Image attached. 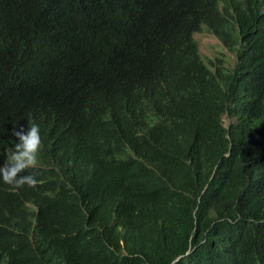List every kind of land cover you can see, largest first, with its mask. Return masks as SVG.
I'll return each instance as SVG.
<instances>
[{
	"label": "trees",
	"instance_id": "obj_1",
	"mask_svg": "<svg viewBox=\"0 0 264 264\" xmlns=\"http://www.w3.org/2000/svg\"><path fill=\"white\" fill-rule=\"evenodd\" d=\"M262 7L0 0V167L14 129L42 141L35 187L0 182L10 264H43L47 236L46 264H264ZM202 24L232 68L197 52Z\"/></svg>",
	"mask_w": 264,
	"mask_h": 264
},
{
	"label": "clouds",
	"instance_id": "obj_2",
	"mask_svg": "<svg viewBox=\"0 0 264 264\" xmlns=\"http://www.w3.org/2000/svg\"><path fill=\"white\" fill-rule=\"evenodd\" d=\"M260 10L261 12H264V7H262ZM202 30H206L207 32L214 35L220 41L219 44L225 46L228 49V46L225 44V42H223L219 38L218 32L215 29H213V27L210 25L208 27L207 25L202 24L198 30L193 31L192 37L195 33ZM194 42L196 45L197 52L200 54L195 39ZM200 56L203 58L202 54H200ZM203 60L209 67L211 64L213 65V63L223 65V60L221 59L222 62H219L220 58L218 57H208L206 59L203 58ZM12 135H14L17 138V141L14 143V146L11 145L7 146L8 148L6 150L7 163L4 164L3 167H0V182L4 184L12 185L17 189L23 187L24 185H27L29 187H35L36 184L38 183L35 173H28V174H21V173H24L26 169L37 166L38 154L42 144L40 126L39 124L32 122L30 127H27L26 130L23 127H21L18 130L14 129ZM61 164L58 167L59 172H60ZM82 197L85 200V202L89 204L90 202L89 199H87L84 196ZM79 207L83 213L87 211L82 204V199H80ZM51 215H53V213H50L48 215L45 214L46 221H49V217ZM40 230H41V222L38 219L36 223L33 225V227L30 229V232L32 234V241L33 240L37 241ZM52 248H53V238L48 236L45 242H43V244L41 245L39 249L40 251L37 250V248H35L38 251L37 257L41 260L43 264H46L50 259L52 255ZM0 264H10L9 254L6 251H3L1 247H0Z\"/></svg>",
	"mask_w": 264,
	"mask_h": 264
},
{
	"label": "rangeland",
	"instance_id": "obj_3",
	"mask_svg": "<svg viewBox=\"0 0 264 264\" xmlns=\"http://www.w3.org/2000/svg\"><path fill=\"white\" fill-rule=\"evenodd\" d=\"M193 37L196 40L199 52L204 59L208 57H218L223 60V65L225 67H233L236 60L235 52L220 45V41L214 35L206 30H202L195 33ZM210 68L213 69V66L210 65ZM230 121L231 119L226 115H223V124L225 126H227Z\"/></svg>",
	"mask_w": 264,
	"mask_h": 264
},
{
	"label": "bare ground",
	"instance_id": "obj_4",
	"mask_svg": "<svg viewBox=\"0 0 264 264\" xmlns=\"http://www.w3.org/2000/svg\"><path fill=\"white\" fill-rule=\"evenodd\" d=\"M101 170V169H100Z\"/></svg>",
	"mask_w": 264,
	"mask_h": 264
}]
</instances>
